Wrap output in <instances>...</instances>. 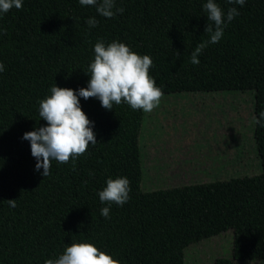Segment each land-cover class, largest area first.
<instances>
[{
  "label": "trees",
  "instance_id": "16d2710c",
  "mask_svg": "<svg viewBox=\"0 0 264 264\" xmlns=\"http://www.w3.org/2000/svg\"><path fill=\"white\" fill-rule=\"evenodd\" d=\"M215 2L225 14L232 7L240 14L231 22L225 15L221 40L208 44L198 65L191 53L209 39L207 0H115L124 12L111 19L79 0H23L22 9L0 13V264H44L72 243H91L120 264H183L185 249L228 230L230 256L212 264L264 263V127L252 123L260 174L153 191L140 189L142 110L125 103L109 111L96 98H80L97 143L74 162L53 160L46 177L23 139L46 126L39 101L51 87H87L99 40L150 56L164 95L249 92L252 118L259 117L264 0ZM93 17L98 24L89 28ZM118 177L130 181L129 201L102 204L98 193ZM104 207L110 218L101 215Z\"/></svg>",
  "mask_w": 264,
  "mask_h": 264
},
{
  "label": "clouds",
  "instance_id": "9594fccd",
  "mask_svg": "<svg viewBox=\"0 0 264 264\" xmlns=\"http://www.w3.org/2000/svg\"><path fill=\"white\" fill-rule=\"evenodd\" d=\"M229 4L244 6L246 0H227ZM82 6H94L96 12L105 18H114L123 14L124 9L116 7L115 0H79ZM23 0H0V13L6 14L11 9H22ZM207 12L205 33L209 39L196 45L191 53V63L199 64L198 56L208 44L218 43L227 22H231L240 13L235 7L229 8L227 14L215 2L207 0L204 4ZM89 28L97 26L93 17L86 21ZM94 60L89 65V82L86 88L72 90L51 87V95L39 101V116L46 121V126L24 134L23 139L30 142L31 155L36 159V171L43 169L44 177L50 175L53 160L61 164L74 162L84 155L89 145L97 143L93 131L94 124L82 111L80 98L88 100L96 98L101 106L112 111L113 105L125 103L133 110L150 113L160 106L164 97L163 90L156 85L150 75L153 61L148 55L133 52L124 43L113 41L105 44L97 41L94 46ZM177 55L179 53L177 52ZM5 70L0 62V72ZM253 123L264 127V111L259 117H253ZM74 167V163H73ZM130 181L127 177L109 178L106 187L98 193L102 204L123 206L130 199ZM17 200H7L12 208ZM101 215L110 218V208L101 209ZM44 264H120V261L99 250L91 243H72L63 254L54 259H46Z\"/></svg>",
  "mask_w": 264,
  "mask_h": 264
},
{
  "label": "rangeland",
  "instance_id": "374dc122",
  "mask_svg": "<svg viewBox=\"0 0 264 264\" xmlns=\"http://www.w3.org/2000/svg\"><path fill=\"white\" fill-rule=\"evenodd\" d=\"M252 123L249 92L164 95L159 107L150 113L142 111L137 138L141 191L260 174ZM230 245L228 230L185 249L183 264L227 259Z\"/></svg>",
  "mask_w": 264,
  "mask_h": 264
},
{
  "label": "crops",
  "instance_id": "0c3cea01",
  "mask_svg": "<svg viewBox=\"0 0 264 264\" xmlns=\"http://www.w3.org/2000/svg\"><path fill=\"white\" fill-rule=\"evenodd\" d=\"M158 172H160V171L158 170Z\"/></svg>",
  "mask_w": 264,
  "mask_h": 264
}]
</instances>
